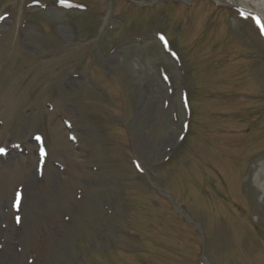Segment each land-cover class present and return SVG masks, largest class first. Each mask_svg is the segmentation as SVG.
I'll return each instance as SVG.
<instances>
[{
	"label": "rangeland",
	"instance_id": "obj_1",
	"mask_svg": "<svg viewBox=\"0 0 264 264\" xmlns=\"http://www.w3.org/2000/svg\"><path fill=\"white\" fill-rule=\"evenodd\" d=\"M58 1L0 0V264H264V0Z\"/></svg>",
	"mask_w": 264,
	"mask_h": 264
},
{
	"label": "bare ground",
	"instance_id": "obj_2",
	"mask_svg": "<svg viewBox=\"0 0 264 264\" xmlns=\"http://www.w3.org/2000/svg\"><path fill=\"white\" fill-rule=\"evenodd\" d=\"M218 1V0H217ZM216 1V2H217ZM29 147V146H28ZM23 150H25L26 152H30V150L29 149H23ZM31 153L32 154H34V152L33 151H31ZM260 176H262L263 178H264V170H262L256 177H255V180H254V182L257 184V187H258V189H259V191H261V188L264 186V185H262V183H260ZM7 253L9 254V253H11L10 251H7Z\"/></svg>",
	"mask_w": 264,
	"mask_h": 264
},
{
	"label": "snow or ice",
	"instance_id": "obj_3",
	"mask_svg": "<svg viewBox=\"0 0 264 264\" xmlns=\"http://www.w3.org/2000/svg\"><path fill=\"white\" fill-rule=\"evenodd\" d=\"M0 151H2V149H0Z\"/></svg>",
	"mask_w": 264,
	"mask_h": 264
}]
</instances>
